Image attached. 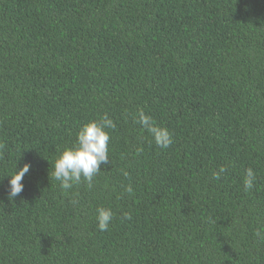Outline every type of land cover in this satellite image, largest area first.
<instances>
[{"label":"trees","instance_id":"16d2710c","mask_svg":"<svg viewBox=\"0 0 264 264\" xmlns=\"http://www.w3.org/2000/svg\"><path fill=\"white\" fill-rule=\"evenodd\" d=\"M105 114L109 163L65 191ZM0 264H264V0H0Z\"/></svg>","mask_w":264,"mask_h":264},{"label":"clouds","instance_id":"9594fccd","mask_svg":"<svg viewBox=\"0 0 264 264\" xmlns=\"http://www.w3.org/2000/svg\"><path fill=\"white\" fill-rule=\"evenodd\" d=\"M139 123L146 129L154 139L156 145L161 148H168L173 143L171 133L166 128L153 124L152 118L142 111L139 113ZM116 124L106 114L99 121H90L84 124L76 135V142L72 147L66 148L51 165L50 176L60 182V187L65 191L72 189L82 181L87 182L91 187L94 178L101 172V165L109 163V142L110 132L115 129ZM31 165L24 164L10 177V191L8 199L14 200L23 190L22 181L30 171ZM226 169H220L223 173ZM220 173H214L219 179ZM255 174L251 168L246 172L245 187L251 188ZM131 191V188L128 189ZM96 219L100 231H107L114 219L111 208L99 207L96 210ZM130 219V215L125 213ZM259 235V232H257Z\"/></svg>","mask_w":264,"mask_h":264}]
</instances>
